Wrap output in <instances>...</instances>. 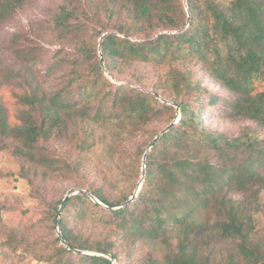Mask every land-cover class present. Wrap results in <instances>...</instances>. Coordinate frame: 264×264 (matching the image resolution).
<instances>
[{
    "label": "trees",
    "instance_id": "1",
    "mask_svg": "<svg viewBox=\"0 0 264 264\" xmlns=\"http://www.w3.org/2000/svg\"><path fill=\"white\" fill-rule=\"evenodd\" d=\"M29 1L0 0V27ZM52 23L58 45L74 52L49 66L48 75L60 78L56 88L38 78L42 47L29 43L11 50L16 66H8L0 88L17 89V107L12 114L0 96V152L10 150L33 164L46 181L59 160L42 143L69 136L79 150L72 160L78 169L93 145L87 124L115 126L116 143L166 117L167 127L175 124L147 152L137 195L112 197L92 186L67 199L60 215L62 236L71 248L97 254L78 253L59 236L30 245L12 235L15 249L45 264H112L108 256L118 262L117 247L127 251L129 264H264V228L259 231L255 220L264 214V138L251 132L228 138L208 128L207 109L194 106L200 97L193 102L180 98L195 95L201 84L189 68L176 67L200 66L231 94L224 99L225 119L264 128V0H186V6L184 0H65ZM136 65L170 66L165 87L171 99L161 103L157 94L139 86L131 74ZM104 69L128 84H113ZM209 104L217 109L218 99ZM149 144L138 148V163L143 164ZM61 204L50 206L54 221ZM87 215L104 238L91 240L68 227L69 218ZM172 240L177 253L161 262L132 253L149 243L169 250Z\"/></svg>",
    "mask_w": 264,
    "mask_h": 264
},
{
    "label": "rangeland",
    "instance_id": "2",
    "mask_svg": "<svg viewBox=\"0 0 264 264\" xmlns=\"http://www.w3.org/2000/svg\"><path fill=\"white\" fill-rule=\"evenodd\" d=\"M64 2L65 0H30L11 20L0 27V78L5 76L8 66H16L17 57L11 53V50L16 46L32 43V45L42 47L44 54L43 63L36 68L38 78L45 82L46 86L56 88L59 86L58 73L49 76L48 68L65 54L74 52L69 47L61 48L51 29L54 16ZM184 2L186 6V0ZM176 67L181 70H185L184 67L189 68L193 72L195 83L201 84L202 89L194 91L195 95L182 94L180 98L186 102H193L196 97H200V101H194V106L207 109L204 113V122L208 128L228 138L239 136L244 132L256 133L264 138V128L255 122L242 119L230 121L223 117L224 99L231 98V94L208 79L200 66L187 62L183 67ZM170 68L168 65L161 68L136 65L131 74L135 76L134 80L139 86L157 94L159 102L163 103L165 98L171 99L170 91L165 87ZM104 71L113 84H128L126 78L121 77L120 80H116L108 74L106 69ZM157 86L160 88L155 90ZM13 92H17V89L10 85L0 88V96L12 114L15 113L17 107ZM213 98L218 99L217 109L209 107V102ZM176 111L178 112L177 107ZM179 117L180 115L176 118V122ZM167 122L168 117L149 126L144 133L121 140L119 143L115 142V126L85 125L84 128L93 136L91 139L93 145L88 152L84 153L83 164L78 169L72 167V160L78 156L79 150L69 141V136L63 140L42 143L48 154L59 160V167L46 181H42L40 175L35 173L36 166L33 164H27L10 150L0 152L2 218L0 222V264H45L36 261L31 255L25 253L23 248L15 249L16 243H11V237L15 235L18 242L26 240V244L32 245L49 243L59 236L56 221L51 216L50 206L61 204L68 193L72 192L76 195L79 190L87 192L89 188L95 186L102 188L112 197L129 196L132 192L135 194L139 184L143 183L145 175L143 164L136 161L137 150L145 148L152 142L154 134L166 128ZM69 135H72V130L69 131ZM78 137L82 138L84 134L80 133ZM66 163L68 166L65 165ZM70 165L72 169L69 168ZM29 180L34 182V186L29 183ZM93 200L97 202L95 198ZM261 204L264 206V193L261 194ZM61 206L62 204L60 208ZM255 220L257 229L262 231L264 228L263 212L257 214ZM67 222L70 229L85 238L98 240L106 235L89 215L75 216L74 220L69 218ZM177 250V241L172 240L169 250H165L158 243H149L139 244L135 253H132L134 257L152 255L154 259L161 262L167 254L176 255ZM116 251L119 254V261L114 263L129 264L127 251L120 247H117ZM83 254L95 255L97 253L83 251Z\"/></svg>",
    "mask_w": 264,
    "mask_h": 264
},
{
    "label": "water",
    "instance_id": "3",
    "mask_svg": "<svg viewBox=\"0 0 264 264\" xmlns=\"http://www.w3.org/2000/svg\"><path fill=\"white\" fill-rule=\"evenodd\" d=\"M101 64H102V66H104V61H103V60L101 61ZM179 115H180V110H179V108H178V116H179ZM174 124H175V123L171 124V125H170L169 127H167L165 130H163V131H162V132H161V133H160V134H159V135L153 140V142H151V144L149 145L148 149L146 150V154H145V156H144V160H143V172H144V173H145V168H146V157H147V152H148L153 146H155V144L158 142V140L160 139V137H161L165 132H167L168 129L171 128ZM141 185H142V182L139 184V186H138V188H137V190H136V192H135V195L138 194ZM71 195H73L72 192H70V193H68V194L66 195V197H65V199H64V204L61 206L60 211H59V213H58V215H57L56 225H57V227H58L59 237H60L62 243L65 244V245H66L67 247H69L70 249H73V248H71V247L68 245V243L66 242V240L64 239V237L62 236L61 231H60V215H61V212H62V210H63V208H64V205H65L67 199H68ZM132 200H133V197L130 199L129 202H131ZM96 201H97L100 205H103V203H102L101 201H99L98 199H96ZM103 206H104V205H103ZM110 208H114V209H115V208H117V207H110ZM73 250H75V249H73ZM75 251L78 252V253H82V254H83V252H81V251H77V250H75ZM87 255H88V254H87ZM108 259H109L110 261H112V264H115L114 261H113V259H112L111 257H108Z\"/></svg>",
    "mask_w": 264,
    "mask_h": 264
}]
</instances>
